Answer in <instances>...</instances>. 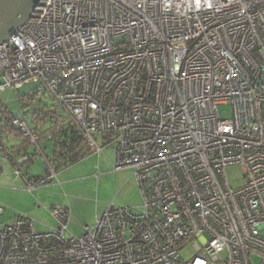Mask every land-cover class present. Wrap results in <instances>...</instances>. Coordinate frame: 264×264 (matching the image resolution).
I'll return each instance as SVG.
<instances>
[{
    "label": "built area",
    "instance_id": "obj_1",
    "mask_svg": "<svg viewBox=\"0 0 264 264\" xmlns=\"http://www.w3.org/2000/svg\"><path fill=\"white\" fill-rule=\"evenodd\" d=\"M26 84L68 116L43 131L41 116H5L0 177L11 166L30 192L58 181L56 158L45 177L24 170L73 128L134 171L142 204L110 205L82 236L66 206L46 230L17 213L0 223V264H264V0H37L0 44V93Z\"/></svg>",
    "mask_w": 264,
    "mask_h": 264
},
{
    "label": "rangeland",
    "instance_id": "obj_2",
    "mask_svg": "<svg viewBox=\"0 0 264 264\" xmlns=\"http://www.w3.org/2000/svg\"><path fill=\"white\" fill-rule=\"evenodd\" d=\"M50 96L45 86L40 84H26L20 89L8 88L2 91L0 135L3 134L2 119L8 115L25 119L28 123L34 122L40 115V131L48 129L56 122L58 116L66 120L68 115L62 108L52 104ZM22 97H25V100ZM231 111L232 106L229 103L219 106L218 113L223 118H231ZM45 117L50 120L49 126L44 123V126H41V119ZM4 139L7 143L14 142L17 145H23L25 141L14 132L7 133ZM43 143L44 141L40 145ZM54 146L52 142L46 143L43 148L46 156L41 155L42 152L34 156L30 167L24 170L29 177L34 179L46 176L48 159L51 162L54 160ZM114 152L112 147L107 148L101 157L94 151L89 152L78 162L61 168L58 181L52 180L33 192L27 190L23 177L15 175L10 166L0 177V203L6 207L4 214L0 216V223L8 221L17 213H25L37 221L39 230H46L56 225V219L49 210L53 206L64 205L71 209L69 231L75 236H82L85 232L84 227L94 223L95 215L102 213L110 205L116 207L141 205L142 195L134 171L114 170L111 166L115 157ZM242 172L238 166L228 169L231 186L236 187L243 182ZM4 185L8 188L3 187ZM260 233L264 237V229ZM183 253L190 255L192 252L188 249ZM254 261L259 264L260 258L256 256Z\"/></svg>",
    "mask_w": 264,
    "mask_h": 264
},
{
    "label": "water",
    "instance_id": "obj_3",
    "mask_svg": "<svg viewBox=\"0 0 264 264\" xmlns=\"http://www.w3.org/2000/svg\"><path fill=\"white\" fill-rule=\"evenodd\" d=\"M37 0H0V44L28 18Z\"/></svg>",
    "mask_w": 264,
    "mask_h": 264
},
{
    "label": "trees",
    "instance_id": "obj_4",
    "mask_svg": "<svg viewBox=\"0 0 264 264\" xmlns=\"http://www.w3.org/2000/svg\"><path fill=\"white\" fill-rule=\"evenodd\" d=\"M22 99L25 100V97H22ZM57 144L60 150L56 153L55 160L61 162L60 169L78 162L83 159L86 154L91 152L90 149H87L82 136L74 131L73 128H63L60 130Z\"/></svg>",
    "mask_w": 264,
    "mask_h": 264
},
{
    "label": "crops",
    "instance_id": "obj_5",
    "mask_svg": "<svg viewBox=\"0 0 264 264\" xmlns=\"http://www.w3.org/2000/svg\"><path fill=\"white\" fill-rule=\"evenodd\" d=\"M51 142H52L53 144L55 143V142L52 141V140H51V141H44V143L42 144V145H43L42 149L44 148V145H45L46 143L48 144V143H51ZM11 144L14 145L13 147H14L15 150H18L17 153L20 151V149H26V148L24 147V145H17V144H14V142H11ZM54 145H55V146H54V148H55V149H54V150H55V151H54V154L56 155V153H57V146H56V144H54ZM52 148H53V146H52ZM32 149H33V148H32ZM46 149H47V148H46ZM33 150H34V149H33ZM29 151H31V150H29ZM104 153H105V152H104ZM41 155L46 156L45 153H44V150H42V154H41ZM55 155H54V159L56 158ZM35 156H36V154H35ZM101 156H102V154H101L100 156H98V157H101ZM46 159H47V158H46ZM50 161H51V160L48 159V162H50ZM53 161H54V160H53ZM32 162H33V161H32ZM48 162H47V163H48ZM112 163H113V161H112ZM112 165H113V164H112ZM112 165H111V166H112ZM3 187L8 188V186H5V185H4ZM9 188H11V187H9ZM62 206H64V205H62ZM66 207H67V206H66ZM68 208H69V207H68ZM107 208H108V207H107ZM107 208H106V209H107ZM69 209H70V208H69ZM106 209H105V210H106ZM70 210H71V209H70ZM105 210H104V211H105ZM98 214H99V213H98ZM98 214H97V215H98ZM99 215H100V214H99ZM56 223H57V222H56Z\"/></svg>",
    "mask_w": 264,
    "mask_h": 264
}]
</instances>
